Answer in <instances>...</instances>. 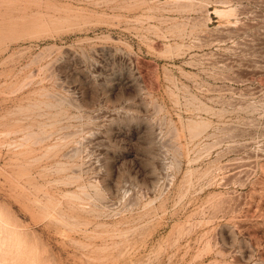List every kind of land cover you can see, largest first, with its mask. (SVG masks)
Listing matches in <instances>:
<instances>
[{
	"label": "rangeland",
	"instance_id": "rangeland-1",
	"mask_svg": "<svg viewBox=\"0 0 264 264\" xmlns=\"http://www.w3.org/2000/svg\"><path fill=\"white\" fill-rule=\"evenodd\" d=\"M0 264H264V0H0Z\"/></svg>",
	"mask_w": 264,
	"mask_h": 264
}]
</instances>
